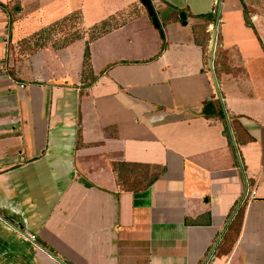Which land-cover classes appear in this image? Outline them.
I'll list each match as a JSON object with an SVG mask.
<instances>
[{
  "label": "crops",
  "instance_id": "obj_1",
  "mask_svg": "<svg viewBox=\"0 0 264 264\" xmlns=\"http://www.w3.org/2000/svg\"><path fill=\"white\" fill-rule=\"evenodd\" d=\"M61 1L0 0V264H264V0H151L164 41L139 0ZM66 18L95 36L38 47Z\"/></svg>",
  "mask_w": 264,
  "mask_h": 264
},
{
  "label": "trees",
  "instance_id": "obj_2",
  "mask_svg": "<svg viewBox=\"0 0 264 264\" xmlns=\"http://www.w3.org/2000/svg\"><path fill=\"white\" fill-rule=\"evenodd\" d=\"M0 6H2V5L0 4ZM216 10H217V7L215 8L213 14H206V15H201L200 16V18H202L204 20L205 25H207L208 22H212V23L216 22ZM68 20L69 19L66 18V19L56 23L55 25H52L51 27H49L46 30H50V29L55 28V27H57L59 25H62L63 23H65ZM45 31H43V32H45ZM204 34L205 33H203V35ZM200 35H201V31H200ZM160 36H161L162 41H164V36H163V33H162L161 29H160ZM207 36H208V34L207 35L205 34V36H203L202 39H200V40L196 39V42L203 49H206L205 48V44H204V39H206ZM69 37H67L65 40H63V43L61 45L69 44V43L73 42L77 38V37H73V36H69ZM216 40L220 41V35L219 34H217ZM221 55L225 59V53L221 52ZM89 59L90 58H89L88 48H86V51L84 53V63H83V73L82 74H85V73H87L89 71V68H90ZM221 64H222V66H225V63L222 62ZM211 106L213 107V103L212 102H207L206 105L204 106V110H206V109L208 110L209 107H211ZM204 113H207V112H204ZM205 115H207V114H205ZM130 166H131L130 164H124V163L123 164H118V165L115 166V170L118 173V179L125 185V188L127 190H129V191L138 192V191L146 190L158 177V173H156V174L154 173V174H152V176L149 177L146 174V172L141 173L140 176L137 174V176L134 177V175L130 174V172H131L129 170ZM242 214H243V209L240 206L238 208V210H237V213H236L234 219L232 220L231 224L228 227L227 234L232 232V231H235V230L238 233L240 225H241ZM226 236L224 237V243L227 242V240L225 239ZM37 243L40 244L46 250L50 251V253H53V251L49 250L48 247L43 242L37 241Z\"/></svg>",
  "mask_w": 264,
  "mask_h": 264
},
{
  "label": "rangeland",
  "instance_id": "obj_3",
  "mask_svg": "<svg viewBox=\"0 0 264 264\" xmlns=\"http://www.w3.org/2000/svg\"><path fill=\"white\" fill-rule=\"evenodd\" d=\"M64 2H65V0H62L60 2V4L57 6V8H54L56 4L44 8L41 15L46 17V19L54 18V15H56V16L61 15L64 12L63 9H61V6L63 5ZM37 8L38 7H34V10L35 9L37 10ZM37 12L38 13H35V15H36L35 18H33L34 20H38V18L41 17L39 15V11H37ZM82 28H84V27L81 25H79V26L71 25L70 21H68V22L66 21L62 25H59L55 28H52L50 30H46L45 32H42V34H40V36H39L40 38L35 37L36 38L35 40H37L38 47L39 46H48V45L61 46V44L63 43V40H65L69 36L75 37L76 35L74 36V34H76V33H79V35L84 36L85 38H91L92 36L95 35V33L86 32V31L82 30ZM31 31H33V29ZM21 45L22 44H20V46ZM38 47H34L31 49L27 48L26 51L28 53H30L31 51L35 50V48H38ZM23 48H25V47H23Z\"/></svg>",
  "mask_w": 264,
  "mask_h": 264
},
{
  "label": "water",
  "instance_id": "obj_4",
  "mask_svg": "<svg viewBox=\"0 0 264 264\" xmlns=\"http://www.w3.org/2000/svg\"><path fill=\"white\" fill-rule=\"evenodd\" d=\"M141 5L146 9L147 15L150 17L151 22L153 26L156 29H159L160 25L157 19V16L155 14L152 1L151 0H139ZM218 14H219V7L216 10V22L214 24V29H213V34H212V39H211V48H210V57H209V67L212 72L213 79L214 78V73H213V57H214V52H215V44H216V38H217V28H218ZM181 18L184 19V15H181ZM6 221V220H5ZM18 229H21L22 227L20 224H17Z\"/></svg>",
  "mask_w": 264,
  "mask_h": 264
},
{
  "label": "built area",
  "instance_id": "obj_5",
  "mask_svg": "<svg viewBox=\"0 0 264 264\" xmlns=\"http://www.w3.org/2000/svg\"><path fill=\"white\" fill-rule=\"evenodd\" d=\"M218 1V0H217ZM217 3V2H216ZM250 192H249V188L246 189V193L245 195H248Z\"/></svg>",
  "mask_w": 264,
  "mask_h": 264
}]
</instances>
